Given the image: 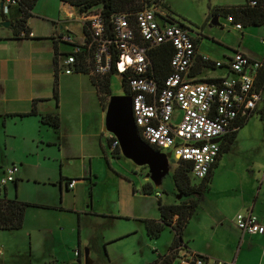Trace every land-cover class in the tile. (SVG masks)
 Instances as JSON below:
<instances>
[{
    "label": "crops",
    "instance_id": "1",
    "mask_svg": "<svg viewBox=\"0 0 264 264\" xmlns=\"http://www.w3.org/2000/svg\"><path fill=\"white\" fill-rule=\"evenodd\" d=\"M175 1L160 0L157 7L161 12L172 17V19V15H189L187 12L179 10L176 7ZM194 2L199 6V15H210V11L213 8L243 5L246 3V0H228L223 2V4L216 0L208 5H205V0H196ZM189 3L191 5V2ZM36 7L33 10V16L27 22L34 37L14 38L12 27L9 29L0 27V159L4 161L0 167L4 169L5 173L6 167L10 165L17 166L15 182H13L16 190H18L20 184L31 181L50 183V186L59 189L61 202L58 204L55 201L53 202L55 195H51L50 193L44 194L42 198L43 202L38 200L30 202L31 200L20 198V195H18L16 199L18 201L40 205V207H28L26 217H29L31 210L35 209L39 211L35 213L36 215L32 222L25 217L24 225L19 230H0L4 231L3 233L7 232L13 235L15 240L12 245L0 246V259L5 252L2 250L4 248L6 249V254L15 255L16 258L22 260V264H76L75 258L79 264H83L82 249H87L88 247V244L85 243L86 237H84L82 230L84 229L83 218L84 216H95V213L91 214V211L95 207L96 195L93 188L98 186L100 175L108 172L106 166L109 172H112V174L115 172L113 164L102 144V134H98L93 125L90 131L86 129L87 123L84 121V114L81 115V118H79V115L73 114V112L70 115L68 113L63 115L61 107L60 109L58 107L59 94L56 96L54 92L55 73L57 74V81L59 83L62 76H65L64 78L68 76L55 72V65L60 59L57 57L55 64L54 39L58 35L64 34L72 26L73 21L74 23L78 21L76 17L78 13L77 8L62 2L60 13L64 16H61L60 14L35 15L34 11ZM35 17L48 20L51 24L50 26H53L52 32H45V28L42 30L34 26L32 21ZM218 17L220 18L221 16ZM15 18L17 17L0 15V22L6 20L13 23ZM241 33L243 34V32ZM61 45L56 43L58 50L62 49ZM199 45L200 43L197 46L198 55L202 56L204 55L201 48L202 45ZM203 50H207V47H204ZM68 51H70V48L66 50V52ZM239 52L243 53L240 49ZM206 56L213 59L208 54ZM227 56L221 61L223 62V67L202 68L195 78L197 80H212L232 76V73L226 67V63L233 55L229 54ZM256 61H264V56ZM198 63H200L199 60ZM195 64L194 68H197V62ZM207 71L209 73L221 71V73L206 75ZM263 72L260 70L255 77V88L258 91L264 90V80L260 78ZM33 108L36 109L37 114H31ZM47 115L58 116L60 126L54 128L42 123V117ZM256 115L264 119V112ZM50 130L55 136L58 135V137L50 138L48 135ZM223 143H226L224 139L220 143L221 146ZM45 147L57 148L56 153L58 155L56 156V153L53 156L48 154ZM43 159L54 161L58 159L62 161L66 160V170L64 171L62 168L64 172H62L58 184L51 183L50 177L40 178L36 176L39 175V170L42 168ZM6 164L8 166H4ZM26 164L29 165L26 166ZM215 169V167L212 168V180L210 183L215 180ZM72 179H76L77 184L73 189H69L67 184ZM9 183L12 182L2 185L4 195L0 191V197L6 196L9 199H14L8 196L7 185ZM191 184L198 186L194 183ZM132 192L133 199L140 201V204L132 208L131 218L138 222L139 226H141L139 228L142 231V227L146 229L145 220L160 219V211L156 215L153 214L154 208L151 197L153 187L150 183H146L141 191H137L134 186ZM157 199L162 203L161 197ZM182 201L183 199H181ZM212 202L215 205L214 207H216V212L219 213L218 220L214 221L206 216L203 221L198 222L200 228H198V235L207 227L217 230L215 232L217 235L218 230H223L226 226H233L228 218L232 213H237L238 216L251 212L258 217L260 223L264 226V180L259 187L255 200L250 206H246L237 197H227V195L223 199L214 198ZM100 213H102V216L99 217L105 216V212ZM195 214L197 213L195 212ZM126 217H129V215L126 214ZM191 219L184 229L182 250L179 251V255L197 253L207 257L210 264H264V234L243 235L237 226H235L237 232L241 234L237 243L238 246L225 243L217 236L213 237L210 235L205 238V244L210 245L205 246V248L203 246L197 248L191 246L188 242L190 239L187 240L184 237ZM176 220L177 216L174 217L173 223ZM168 228L175 234V231L171 227ZM140 230L136 231L140 232ZM66 231H70L72 235L77 232V235L75 238L72 235L68 237ZM146 235L147 239L155 240L150 238L148 233ZM142 238H145V234L142 235ZM191 240L192 242H197L194 237ZM14 243H18L19 245ZM24 243L25 248L22 246ZM56 247H59L58 251ZM235 247L239 249L237 255L234 254ZM70 249L73 250L71 251ZM47 251H51L52 254L49 255ZM91 255L92 252L89 250V264H94L95 261L90 258ZM180 262L181 260L177 258L174 264H180Z\"/></svg>",
    "mask_w": 264,
    "mask_h": 264
},
{
    "label": "rangeland",
    "instance_id": "2",
    "mask_svg": "<svg viewBox=\"0 0 264 264\" xmlns=\"http://www.w3.org/2000/svg\"><path fill=\"white\" fill-rule=\"evenodd\" d=\"M136 1L139 5L138 7H142L143 5V8H148L151 6L150 0ZM194 1L196 0H176V7L183 12H187L189 15L172 16L175 21L188 28L195 39H198L200 43L199 46L202 45V52L205 56L208 54L213 58L212 60L222 61L227 55H233L234 53L232 51H239V49L245 55L255 60H260L264 56V27H245L243 28L242 34L235 30L234 24H232L228 18L224 17L218 18V24L213 25V17L210 18V15H199V6ZM213 1L215 2L216 0H205L204 3L208 5L212 4ZM226 1L228 0H218V2H222V4ZM189 2H191V5H189ZM61 5V0H39L34 14H60L64 16L60 13L62 8ZM6 15H18L17 7L11 6L7 9ZM76 17H80L79 13L76 14ZM32 23L42 30L45 28V32H52L51 29H53V26H50L51 24L48 20L35 17ZM72 23L74 24V31L76 32L79 23H74V21ZM37 32L39 31L37 30ZM61 46V52H65L69 49V47L64 44ZM203 46L207 47V50H203ZM220 73L221 71L217 73H209V71H207L206 75H217ZM64 77L65 76L61 77L60 83L58 81L57 87L59 94V109L61 107L63 115L67 113L70 115L73 112V114L79 115V118H81V115L84 114V121L87 123L86 129L90 131L93 125L98 134H102V144L113 164V170L115 172L112 174L106 166L108 172L104 175H100V178H98V186L93 188L96 193L95 207L94 210H92L90 202V208L92 210L91 214L95 213V216H84L83 218L84 229L82 230L84 237H86L85 243L88 244L87 249L92 252V257L90 256V258L95 261L94 264H151L159 258V255L167 253L168 247L171 245L175 234L170 228L166 227L159 238L155 240L147 239L146 229L142 227L141 231L139 228L141 226H139L138 222L131 218L132 208L140 204V201L133 199L132 190L134 186L137 191H141L146 183L152 185L153 193L151 197L154 208L153 214L155 215L158 214L159 211V200L157 199L156 192L161 194L162 204H177L181 202V199H183L184 202L189 200L190 197L182 195L177 190L175 184L174 172L178 164H170L169 172L162 181L153 183L146 178L147 169L137 166L121 154L116 155L112 152L110 143L107 139L110 133L104 130V120L105 109L108 104V99H106V97L126 95L124 86L118 76L112 79L111 88L106 96L103 94V101L106 99L103 103L99 99L96 87L92 84L88 74L74 73L66 76V78ZM179 118L180 113L176 115L175 121H178ZM48 135L50 138L58 137V135L55 136L51 130ZM230 147L228 151L223 152L220 156L219 165L215 167V180L208 185L207 189L201 195L196 208L197 214H194L186 229L184 237L187 240L190 239L188 242L191 246L197 248L209 246L210 244H205V238L210 235L213 237L217 236L225 243L238 246L237 243L241 234L237 232L235 227L237 226V213H232V215L228 217L233 226H226L223 230H218L217 235L215 234L217 230L208 227L202 230L201 234L198 235L200 229L198 222L203 221L206 216L214 221L218 220L219 213L216 212V207H214L215 205H213L212 202L214 198L223 199L225 195H227V197L233 196L237 197L242 203L246 204V206H250L255 200L259 187L264 180V119L256 114L250 117L247 123L238 130L235 141ZM45 148L48 154L52 156L57 151V148ZM162 153H169V151L163 150ZM55 155L57 156L58 153ZM172 158L174 159L173 156ZM42 161V168L39 170V175L36 176L40 178L50 177L51 183L58 184L62 172L66 170V160L64 159L62 161L58 159L54 161L43 159ZM2 163H4V161L0 159V166ZM27 165L29 164H26V166ZM4 166H8V164ZM12 167V165L6 167L5 173L4 169L0 167V191L2 195H4V189L1 184L2 179L7 177V172ZM190 179L191 183L197 185L201 183V180L192 176H190ZM49 184L50 183L31 181L20 184L18 190H16L14 183H9L7 185L8 196L17 199L18 195H20V198L31 200L30 202H35L36 200L43 202L42 198L44 194L50 193L51 195H55L53 198L54 200L52 199L53 202L55 201L56 204L60 203L59 189L57 187L53 188V186ZM37 211L39 210H31L29 212V217H26V219L32 222ZM100 212H105V216L99 217L102 216ZM126 214H128L129 217H126ZM136 230H140V232ZM3 232L4 231H0V246L12 245L15 241L13 235ZM141 234H145L144 239ZM66 235L70 237L72 234L70 231H66ZM76 235L77 232L73 234L72 237L75 238ZM193 237L196 238L197 242H192L191 239ZM105 244L107 245L105 246ZM22 246L25 248V243L24 245L22 244ZM56 249L58 251L59 247H56ZM2 250L5 252L1 256L0 264H22L21 259L16 258L13 254H6V249L4 248ZM70 250L72 251L73 249ZM84 250L85 248L82 249L83 264H85ZM47 252L49 255L52 254L51 251ZM238 252V247H235L234 254L237 255ZM185 256V254H182L179 255L178 258L182 261ZM44 257L46 258V256ZM48 259H50V257H48ZM75 261L76 264H79L76 258Z\"/></svg>",
    "mask_w": 264,
    "mask_h": 264
},
{
    "label": "built area",
    "instance_id": "3",
    "mask_svg": "<svg viewBox=\"0 0 264 264\" xmlns=\"http://www.w3.org/2000/svg\"><path fill=\"white\" fill-rule=\"evenodd\" d=\"M15 3L6 0L3 12L6 14L8 4ZM150 5L135 14V24L127 14H114L112 26H108L100 9L80 14L76 32L72 24L55 38L70 48L61 53L57 68L65 75L74 74L78 64L93 77L103 78L113 71L119 78L127 75L128 96L132 98L133 117L141 139L157 151L168 150L177 163H190L189 174L202 181L221 151V142L213 140L222 141L235 130L239 118L264 112V90L255 88V77L264 68V61L236 50L226 63L232 76L217 79L218 82L197 80L191 75L198 56L197 39L188 28L161 12L157 4ZM228 20L232 22L231 18ZM234 28L243 32L240 24H234ZM22 37L34 34L23 33ZM165 43L174 47L171 72L156 81L151 76L149 53ZM200 59L211 67H223V62L205 55ZM178 113L180 118L175 121ZM107 139L113 152L120 149L112 134ZM16 172L17 166L10 168L1 184L14 182ZM76 184L77 180L72 179L67 187L73 189ZM156 196L160 198L161 194L157 192ZM236 224L243 235L264 234V226L251 212L238 215ZM185 255L180 264H189L188 258L195 264H210L196 253Z\"/></svg>",
    "mask_w": 264,
    "mask_h": 264
},
{
    "label": "trees",
    "instance_id": "4",
    "mask_svg": "<svg viewBox=\"0 0 264 264\" xmlns=\"http://www.w3.org/2000/svg\"><path fill=\"white\" fill-rule=\"evenodd\" d=\"M15 4H8V9L11 6H15L18 9V15L15 16L12 23V28L14 32V38H21L22 34L25 33L28 35L31 30L27 25L28 20L33 16V10L35 9L39 0H13ZM64 4L71 5L77 8V11L80 14L85 13L90 9H100L102 15L105 18V22L108 26H112L111 17L114 14H127L132 24H135V14L138 11H141L145 8L138 7L136 0H61ZM160 0H150L151 4H158ZM256 4L253 5L252 3ZM6 3V0H0V15H6L1 9V4ZM221 16L224 18H231L232 24H240L243 28L249 26H258L264 27V0H246V3L238 6H228V7H218L213 8L210 11V18ZM3 20V19H2ZM28 38V37H26ZM55 40V64L57 62V57L61 56V49L58 50L56 43L59 45L66 43H60ZM264 41V39H263ZM198 39L195 40V45L198 46ZM198 51V49H197ZM232 52H235L232 51ZM174 54V47L171 43H165L159 47L153 49L149 53L150 60L152 62L151 76L155 78L156 81L162 80L171 72V59ZM80 58V56L78 57ZM117 56H114L116 59ZM198 60L200 63H198ZM60 61V60H59ZM197 68H194L196 64L193 65L191 69V75L196 76L201 72L202 68H210V65L203 63L200 59V56H197L196 59ZM58 63L55 65V72L58 71ZM264 71V68L261 69ZM75 73H85L90 76L92 84L96 87L97 94L99 99L103 101V94L106 96L108 91L111 88V81L117 75L114 71L103 78L91 76L84 67L78 64ZM260 78L264 80V72L260 75ZM121 83L124 86V91L126 95L130 94L128 89V78L127 75H121ZM57 74L55 73V83H54V92L55 95H58V81ZM205 82H218L217 79L212 80H201ZM31 114H37L36 109L33 108ZM248 121V118H239L235 122V130L229 133L225 138L223 145L221 146V151L219 157L213 165V168L216 167L219 163L220 156L223 152L228 151L231 147V144L235 141L238 130L242 128ZM42 123L48 124L54 128L60 126V119L58 116L47 115L43 116L41 119ZM116 155H120V149H116ZM190 163H178V167L174 172V180L177 187V190L187 197H190L187 201H182L179 204L174 205H163L159 201V211L160 219H149L145 220L147 233L152 239H157L161 235L162 231L166 227H171L175 231V237L169 246L168 253L164 255H159V258L151 264H174L175 260L179 257V251L182 250V235L184 229L189 223L190 219L196 212V208L199 202L201 195L207 189L209 183L212 180V170L209 175L201 181L198 186L191 184L190 179ZM15 182V181H14ZM13 183V182H12ZM28 207H40V205L31 204L27 202H21L16 199H9L6 196L0 197V230H19L23 227L26 217V211ZM49 208V207H46ZM177 216V220L174 222V217ZM197 254V253H196ZM202 256L205 261L208 263L209 260L207 257ZM189 264H195L190 258L187 259Z\"/></svg>",
    "mask_w": 264,
    "mask_h": 264
},
{
    "label": "water",
    "instance_id": "5",
    "mask_svg": "<svg viewBox=\"0 0 264 264\" xmlns=\"http://www.w3.org/2000/svg\"><path fill=\"white\" fill-rule=\"evenodd\" d=\"M3 4H1V9ZM218 16L212 20L218 24ZM0 27L9 29L10 21H1ZM104 130L112 134L119 143L120 153L140 167L147 168L146 178L153 183H159L169 172L170 164H177L171 153H162L145 143L139 136L133 117V102L131 96H111L105 110ZM214 143L221 139L213 140ZM85 264H89V250H84Z\"/></svg>",
    "mask_w": 264,
    "mask_h": 264
},
{
    "label": "flooded vegetation",
    "instance_id": "6",
    "mask_svg": "<svg viewBox=\"0 0 264 264\" xmlns=\"http://www.w3.org/2000/svg\"><path fill=\"white\" fill-rule=\"evenodd\" d=\"M109 98H110V97H106V99H108V100H109ZM106 99H105V101H106ZM105 101H104V102H105ZM105 110H106V109H105ZM112 152H113V151H112ZM113 153H115V152H113ZM144 168L147 169L146 167H144Z\"/></svg>",
    "mask_w": 264,
    "mask_h": 264
},
{
    "label": "clouds",
    "instance_id": "7",
    "mask_svg": "<svg viewBox=\"0 0 264 264\" xmlns=\"http://www.w3.org/2000/svg\"><path fill=\"white\" fill-rule=\"evenodd\" d=\"M29 38H32V37H29ZM178 164V163H177Z\"/></svg>",
    "mask_w": 264,
    "mask_h": 264
}]
</instances>
